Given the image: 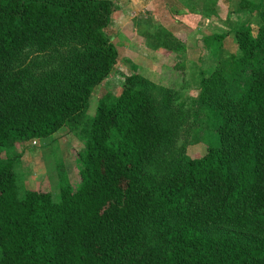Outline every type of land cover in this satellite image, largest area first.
<instances>
[{
  "label": "trees",
  "instance_id": "1",
  "mask_svg": "<svg viewBox=\"0 0 264 264\" xmlns=\"http://www.w3.org/2000/svg\"><path fill=\"white\" fill-rule=\"evenodd\" d=\"M113 10L111 0H0V264H264L262 12L255 35L248 23L234 30L229 67L203 78L217 145L187 157L178 139L190 107L124 75L81 130L78 185L60 169L58 201L20 188L24 144L76 129L114 69ZM161 33L156 46L183 47Z\"/></svg>",
  "mask_w": 264,
  "mask_h": 264
},
{
  "label": "rangeland",
  "instance_id": "2",
  "mask_svg": "<svg viewBox=\"0 0 264 264\" xmlns=\"http://www.w3.org/2000/svg\"><path fill=\"white\" fill-rule=\"evenodd\" d=\"M114 10L106 33L118 51L117 62L108 77L97 86L78 127L63 126L53 135L33 139L10 149L20 153L14 163L20 188H44L52 199H60V169L76 187L73 150L84 147L81 130L93 118L101 94L117 96L124 75L134 73L178 92L180 102L190 107L191 126L179 135L178 144L187 157L202 155L208 146L218 144L213 114L201 102L202 81L220 66L229 67L239 49L234 30L250 24L254 35L264 14V0H111ZM256 5L252 10L250 7ZM168 32L182 48L156 46L161 32Z\"/></svg>",
  "mask_w": 264,
  "mask_h": 264
},
{
  "label": "crops",
  "instance_id": "3",
  "mask_svg": "<svg viewBox=\"0 0 264 264\" xmlns=\"http://www.w3.org/2000/svg\"><path fill=\"white\" fill-rule=\"evenodd\" d=\"M146 3H149L151 0H144Z\"/></svg>",
  "mask_w": 264,
  "mask_h": 264
}]
</instances>
